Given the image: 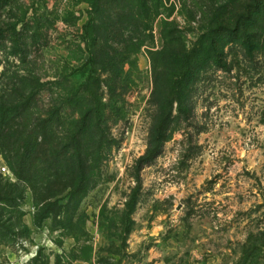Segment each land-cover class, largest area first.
Masks as SVG:
<instances>
[{
    "label": "rangeland",
    "instance_id": "1",
    "mask_svg": "<svg viewBox=\"0 0 264 264\" xmlns=\"http://www.w3.org/2000/svg\"><path fill=\"white\" fill-rule=\"evenodd\" d=\"M33 77L47 147L112 144L80 199L23 186L0 264H264V0H0V98Z\"/></svg>",
    "mask_w": 264,
    "mask_h": 264
},
{
    "label": "trees",
    "instance_id": "2",
    "mask_svg": "<svg viewBox=\"0 0 264 264\" xmlns=\"http://www.w3.org/2000/svg\"><path fill=\"white\" fill-rule=\"evenodd\" d=\"M84 31L91 38L93 29L90 23L84 25ZM94 58L95 55L90 52L88 61L93 64ZM30 79L31 91L16 92L11 101L4 96L0 98V149L10 172L17 179L16 183H2L0 176V239L13 234L12 222L5 215L8 213L7 209L17 205L23 186L30 188L34 205L37 207L41 204V212L51 205L49 198L55 191L69 188V199H80L95 177L94 171L99 167V161L103 160L106 149L112 144V140L109 141L102 133L92 134L84 128L82 135L78 132L73 134L70 141L72 148L68 143L58 149L47 147L45 126L50 117L35 118L30 129L25 128L23 122L33 97L30 93L38 83L37 78ZM13 126L16 129L11 132ZM86 137H90L94 143L89 153L79 146ZM155 155L154 150L148 151L146 156L139 159L137 167L150 163ZM59 211L60 206L57 208V212Z\"/></svg>",
    "mask_w": 264,
    "mask_h": 264
},
{
    "label": "built area",
    "instance_id": "3",
    "mask_svg": "<svg viewBox=\"0 0 264 264\" xmlns=\"http://www.w3.org/2000/svg\"><path fill=\"white\" fill-rule=\"evenodd\" d=\"M0 170L2 171L4 175H7L8 177L13 178V174L9 171V169L5 165L1 166Z\"/></svg>",
    "mask_w": 264,
    "mask_h": 264
}]
</instances>
